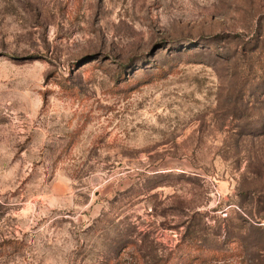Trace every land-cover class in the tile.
I'll return each instance as SVG.
<instances>
[{
    "label": "rangeland",
    "instance_id": "374dc122",
    "mask_svg": "<svg viewBox=\"0 0 264 264\" xmlns=\"http://www.w3.org/2000/svg\"><path fill=\"white\" fill-rule=\"evenodd\" d=\"M0 264H264V0H0Z\"/></svg>",
    "mask_w": 264,
    "mask_h": 264
},
{
    "label": "trees",
    "instance_id": "16d2710c",
    "mask_svg": "<svg viewBox=\"0 0 264 264\" xmlns=\"http://www.w3.org/2000/svg\"><path fill=\"white\" fill-rule=\"evenodd\" d=\"M240 237V236H239ZM236 238V239H233L235 242H240L241 240L240 239H242V238ZM215 245V247H212V246H210V247H208V243H207V241H206V239H205V245L204 246H206L205 248L206 249H215V250H218V248L219 247H216V243L214 244Z\"/></svg>",
    "mask_w": 264,
    "mask_h": 264
}]
</instances>
